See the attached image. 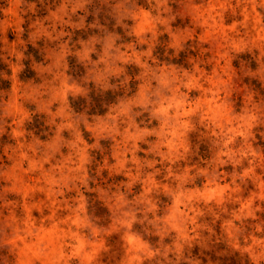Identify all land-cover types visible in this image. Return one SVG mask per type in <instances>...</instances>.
I'll use <instances>...</instances> for the list:
<instances>
[{
  "label": "rangeland",
  "instance_id": "1",
  "mask_svg": "<svg viewBox=\"0 0 264 264\" xmlns=\"http://www.w3.org/2000/svg\"><path fill=\"white\" fill-rule=\"evenodd\" d=\"M259 2L5 0L0 264H264ZM132 80L104 114L70 106Z\"/></svg>",
  "mask_w": 264,
  "mask_h": 264
},
{
  "label": "trees",
  "instance_id": "2",
  "mask_svg": "<svg viewBox=\"0 0 264 264\" xmlns=\"http://www.w3.org/2000/svg\"><path fill=\"white\" fill-rule=\"evenodd\" d=\"M5 5V0H0V18L2 15V9L4 8ZM159 53L161 56L163 55L164 48L163 46H159ZM34 56L35 58H38L39 56L38 51L34 50ZM185 54L183 52L180 53V59H168L170 62L173 63H181L182 61L184 62L185 60ZM32 70L26 65L25 70L23 71V77L28 78L30 77V73ZM3 73L8 74L9 70L6 69L5 64L0 60V93L2 91H6L9 88V79L3 77ZM132 77L134 76L135 73H130ZM135 84L136 81L132 80L130 83V88L132 89H127L128 87L126 86H119L116 90L114 89H103L99 86H95L93 84H89V92L87 93V96H77V97H70V106L74 109L76 112H82L86 111L88 114H104L108 107L112 104H115L118 99L122 98L125 93V91H128L127 96L130 95L132 92L135 91ZM29 130H33L35 134H40L41 138H45L46 135L43 134L44 131L47 130V126L44 125L43 120L41 117L38 115L34 116V121L30 122L28 125Z\"/></svg>",
  "mask_w": 264,
  "mask_h": 264
},
{
  "label": "clouds",
  "instance_id": "3",
  "mask_svg": "<svg viewBox=\"0 0 264 264\" xmlns=\"http://www.w3.org/2000/svg\"><path fill=\"white\" fill-rule=\"evenodd\" d=\"M257 6H259L261 8H264V0H260L259 5H255V4L252 5L251 11L253 13L255 12V8ZM116 7L122 10L121 11V14L122 15H124V14H129L130 15L131 14L121 4H118ZM156 7H157L158 10L160 9V5H157ZM162 10L164 12H167L168 11L167 8H163ZM155 19L159 23H164L163 20H160L159 19V16H157ZM10 54L13 55V56H15V52L14 51L12 53H10ZM56 71L59 72L60 71L59 68H57ZM109 74H110L109 70L105 69L104 71L97 72L96 73V76L94 78L97 80V82H100L102 80H105L106 77H107V75H109ZM62 75H63L62 72H60V76H62ZM60 76H58L57 79H59ZM153 78L158 79L160 81V84L163 85V86H167V84L169 83V80L165 76H163V75H160V76H155L154 75ZM36 91L38 92L39 90H36ZM63 91H64V89L61 88V87H59V85H57L56 87H54L52 89V92H53V94L55 96H61L62 93H63ZM21 94H23V93H21ZM248 103L252 106V108H255V103L252 101V98L251 97H248ZM245 131H247V128L246 127H245ZM224 135H227V133L225 132ZM257 243L259 244V248H258V250H256V251L253 252V257L252 258L255 261H264V242H257ZM177 251H179V249H177Z\"/></svg>",
  "mask_w": 264,
  "mask_h": 264
}]
</instances>
